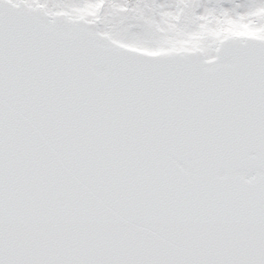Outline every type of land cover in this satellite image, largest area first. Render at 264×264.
Listing matches in <instances>:
<instances>
[{
	"label": "snow or ice",
	"instance_id": "obj_1",
	"mask_svg": "<svg viewBox=\"0 0 264 264\" xmlns=\"http://www.w3.org/2000/svg\"><path fill=\"white\" fill-rule=\"evenodd\" d=\"M0 264H264V0H0Z\"/></svg>",
	"mask_w": 264,
	"mask_h": 264
}]
</instances>
